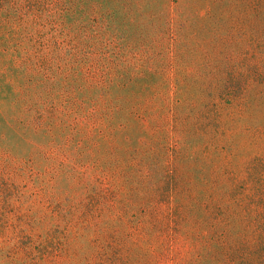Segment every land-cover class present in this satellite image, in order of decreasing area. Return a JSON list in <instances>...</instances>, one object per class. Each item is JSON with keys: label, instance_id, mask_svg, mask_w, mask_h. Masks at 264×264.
Instances as JSON below:
<instances>
[{"label": "rangeland", "instance_id": "obj_1", "mask_svg": "<svg viewBox=\"0 0 264 264\" xmlns=\"http://www.w3.org/2000/svg\"><path fill=\"white\" fill-rule=\"evenodd\" d=\"M0 264H264V0H0Z\"/></svg>", "mask_w": 264, "mask_h": 264}]
</instances>
